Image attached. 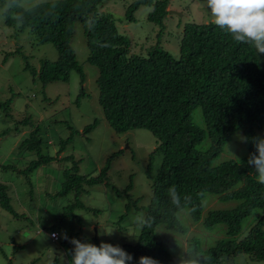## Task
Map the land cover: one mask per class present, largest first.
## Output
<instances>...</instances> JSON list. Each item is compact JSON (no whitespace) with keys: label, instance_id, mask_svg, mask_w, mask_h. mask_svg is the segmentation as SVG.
Segmentation results:
<instances>
[{"label":"trees","instance_id":"trees-1","mask_svg":"<svg viewBox=\"0 0 264 264\" xmlns=\"http://www.w3.org/2000/svg\"><path fill=\"white\" fill-rule=\"evenodd\" d=\"M28 1L32 0H0V6L4 7L8 26L28 27L39 42L53 43L58 51L55 61L43 59L39 69L26 63L34 77L46 85L69 81L71 73L77 71L83 84L85 73L72 46L74 24L81 21L87 59L98 67L99 103L107 122L117 133L147 129L157 139L155 151L162 154V159L151 175V201L141 231L135 243L118 247L127 253V264L175 263L177 258L171 250L177 246V239L156 230L164 224L167 229L186 232L188 228L178 216L185 207L193 220L202 221L205 227L224 223L229 235L205 251L193 240L194 244L189 243L193 252L186 264H236L235 256L241 253L264 260V181L258 178L264 170V145L258 135L264 133V33L230 23V4L219 22H189L183 26L178 58L160 45L151 46L146 54H136L131 52V41L119 32L113 16L99 10L109 0ZM257 1L248 0L246 4L253 20L258 13ZM141 4L153 6L148 18L163 28L169 0H135L127 7V20L135 19ZM84 95L82 87L77 101ZM197 107L201 108L203 126L193 118ZM21 122L27 124L30 119ZM95 125L96 121L88 124L84 132ZM238 130L244 134L249 155L217 163ZM72 137L60 139L54 156L43 152V143L49 140L41 137L38 126L18 144L19 149L36 154L25 166L14 169L27 178L55 159L74 162L64 170L61 188L54 193L60 196L74 191L75 201L65 205L58 222L49 228L53 241H57L53 234L59 237L64 219L76 217L75 207L88 208L79 199L86 187L108 184L110 163L121 152L110 155L97 174H82L72 155H61ZM205 140L207 147L203 145ZM152 158L153 154L150 170ZM1 166L4 170L11 168ZM9 188L7 181L0 180V207L16 215ZM206 193L238 202L234 207L210 209L203 215ZM127 197L130 211L139 200L129 194ZM256 208L261 209V215L242 239H235L241 221Z\"/></svg>","mask_w":264,"mask_h":264},{"label":"rangeland","instance_id":"rangeland-1","mask_svg":"<svg viewBox=\"0 0 264 264\" xmlns=\"http://www.w3.org/2000/svg\"><path fill=\"white\" fill-rule=\"evenodd\" d=\"M134 1L109 0L99 10L113 16L119 32L131 41V52L136 54H146L151 46L160 45L178 58L183 26L189 22H219L230 4V23L246 31L264 33V0L255 3L258 12L255 20L247 9L248 0H169L163 28L148 18L152 5L141 4L134 13L135 19L127 20V7ZM3 11L4 7L0 6V180L9 184L17 213L0 207V264H127V253L118 247L135 243L141 231L145 210L151 201V175L162 159V154L155 151L157 139L147 129L117 133L107 122L99 103L98 67L87 59L85 27L81 21L74 24L72 46L85 73L83 84L79 73L73 71L69 81L43 85L39 77H34L26 68V63L39 69L43 59H57V49L53 43L39 42L28 27L8 26ZM82 87L86 95L77 101ZM24 118H29L30 122L23 124ZM193 118L204 125L200 107L194 109ZM95 121V127L85 133V126ZM37 126L41 137L49 140L43 143V152L53 156L60 139L73 135L61 155H72L82 174H97L110 155L121 151L110 163L108 184L86 187L79 199L88 208L75 207L76 217L64 219L57 241L52 240L49 228L58 222L65 205L75 201V192L60 196L54 193L61 188L64 170L74 162L55 159L50 165H42L29 178L20 175L16 170L36 154L19 149L18 144ZM258 135L263 146L264 133ZM203 145L207 147L208 140ZM248 155L244 134L238 130L226 143L217 163ZM2 164L11 168L4 170ZM258 178L264 181V170ZM128 194L139 200L132 204L130 211L126 207ZM237 202L206 193L203 215L210 209L234 207ZM261 213V209L256 208L244 218L235 239H242ZM178 216L187 226L186 232L167 229L164 224L158 225L156 230L160 235L177 239V246L171 250L177 258L173 264H186L193 252L189 246V243L194 244L193 240L205 251L217 240L229 238L224 223L205 227L202 221L193 220L187 207ZM234 260L236 264H264V260L246 253L236 255Z\"/></svg>","mask_w":264,"mask_h":264},{"label":"built area","instance_id":"built-area-1","mask_svg":"<svg viewBox=\"0 0 264 264\" xmlns=\"http://www.w3.org/2000/svg\"><path fill=\"white\" fill-rule=\"evenodd\" d=\"M53 237H54V238H56V237H57V234H56V233H54V234H53Z\"/></svg>","mask_w":264,"mask_h":264},{"label":"clouds","instance_id":"clouds-1","mask_svg":"<svg viewBox=\"0 0 264 264\" xmlns=\"http://www.w3.org/2000/svg\"><path fill=\"white\" fill-rule=\"evenodd\" d=\"M259 32H260V31H259ZM57 238H58V237H56V238L53 237L54 240H57Z\"/></svg>","mask_w":264,"mask_h":264}]
</instances>
